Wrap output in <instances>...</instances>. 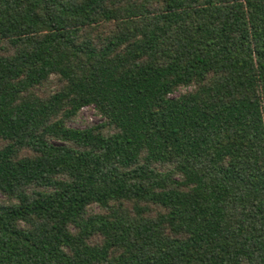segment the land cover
<instances>
[{
  "label": "trees",
  "instance_id": "1",
  "mask_svg": "<svg viewBox=\"0 0 264 264\" xmlns=\"http://www.w3.org/2000/svg\"><path fill=\"white\" fill-rule=\"evenodd\" d=\"M0 194V264H264V0H0Z\"/></svg>",
  "mask_w": 264,
  "mask_h": 264
},
{
  "label": "rangeland",
  "instance_id": "2",
  "mask_svg": "<svg viewBox=\"0 0 264 264\" xmlns=\"http://www.w3.org/2000/svg\"><path fill=\"white\" fill-rule=\"evenodd\" d=\"M186 89H188V87H179L178 90L173 93V96H177L180 92H183ZM102 120V117L99 115L95 107L93 105H88L81 108L74 121L70 122L69 125L75 128H85L99 123ZM0 198H2L1 194ZM94 209H97V207H95Z\"/></svg>",
  "mask_w": 264,
  "mask_h": 264
}]
</instances>
